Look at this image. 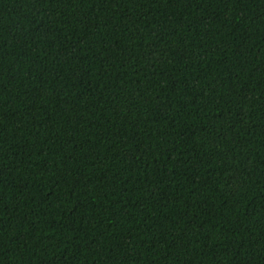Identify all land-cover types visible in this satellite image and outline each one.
<instances>
[{"label": "trees", "instance_id": "16d2710c", "mask_svg": "<svg viewBox=\"0 0 264 264\" xmlns=\"http://www.w3.org/2000/svg\"><path fill=\"white\" fill-rule=\"evenodd\" d=\"M0 264H264V0H0Z\"/></svg>", "mask_w": 264, "mask_h": 264}]
</instances>
